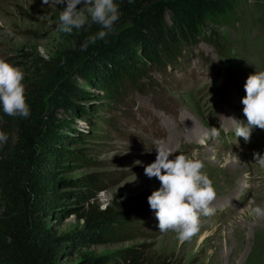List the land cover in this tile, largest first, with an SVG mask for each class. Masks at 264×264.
Instances as JSON below:
<instances>
[{"label":"rangeland","instance_id":"rangeland-1","mask_svg":"<svg viewBox=\"0 0 264 264\" xmlns=\"http://www.w3.org/2000/svg\"><path fill=\"white\" fill-rule=\"evenodd\" d=\"M64 7L0 0V59L24 73L37 158L44 159L55 135L67 136L66 159L53 174L42 161L27 166L33 198L26 209L57 236L87 232L91 205L114 216L98 230L101 240L67 244L59 264H127L119 260L125 254L137 260L132 264H264V217L252 215L264 205V164L254 159V153L264 155V130L254 128L246 143L231 120L247 123L244 84L264 71V0H235L224 19L204 25L196 44L161 65L148 64L107 97L94 84L84 52L92 39L84 45L76 29H60ZM211 127L219 129L215 138L208 136ZM158 145L173 151L170 159L184 153L201 160L216 191L214 214L201 215L200 230L189 240L160 232L148 204L160 182L144 168ZM88 175L99 184L82 183ZM87 189V200L71 193Z\"/></svg>","mask_w":264,"mask_h":264},{"label":"trees","instance_id":"trees-1","mask_svg":"<svg viewBox=\"0 0 264 264\" xmlns=\"http://www.w3.org/2000/svg\"><path fill=\"white\" fill-rule=\"evenodd\" d=\"M115 3L121 13L115 24L118 32L108 36L106 41L96 40L84 51L98 81L94 84L102 88L101 97L109 96L113 89L139 73L140 69L147 68L148 64L161 65L180 53L184 46L196 44L204 25L224 19L233 11L235 0H115ZM77 31L85 45L91 35L99 31V26L91 23L89 17V25ZM79 107L81 112H89L88 108ZM35 127L26 118L8 116L0 109V131L8 137L7 142L0 145V195L3 202L0 205L3 208L0 215V264H59L61 256L67 252V244L80 248L92 238L101 240L98 230L113 223L114 216L108 208L91 205L85 215L87 232L79 230L57 236L51 227H45L39 216L26 209L33 198L27 187V166L32 161H42L45 173L53 174L66 159V135H55L46 144L44 159L37 158ZM81 182L89 186L99 184L93 175ZM71 193L82 200L91 196L88 189ZM63 195L70 198V193ZM119 260L127 264L138 263L129 254L120 255Z\"/></svg>","mask_w":264,"mask_h":264},{"label":"clouds","instance_id":"clouds-1","mask_svg":"<svg viewBox=\"0 0 264 264\" xmlns=\"http://www.w3.org/2000/svg\"><path fill=\"white\" fill-rule=\"evenodd\" d=\"M64 5L60 11L59 26L71 34L74 29H83L91 23L99 26V31L91 37L92 41L107 40L115 32V24L120 18L119 5L115 0H42L43 5ZM83 7L77 9V5ZM87 13V15H86ZM23 71L4 59H0V106L8 116L28 118L30 107L25 97ZM246 95L242 98L243 121L231 118L236 137L250 142L252 130H264V71L250 74L244 84ZM219 129L211 127L208 136L215 138ZM7 134L0 131V145L7 142ZM154 162L144 168L149 178L155 177L160 187L148 196V204L155 212L160 232H174L181 241L189 240L201 227V215L214 214L211 207L216 198L212 181L202 171L204 163L184 153L170 159L173 151L165 146H156ZM238 159V158H237ZM254 159L264 164V155L254 153ZM252 215L264 217V205L252 208Z\"/></svg>","mask_w":264,"mask_h":264},{"label":"bare ground","instance_id":"bare-ground-1","mask_svg":"<svg viewBox=\"0 0 264 264\" xmlns=\"http://www.w3.org/2000/svg\"><path fill=\"white\" fill-rule=\"evenodd\" d=\"M186 123V122H185ZM190 123V122H189ZM209 177V176H208Z\"/></svg>","mask_w":264,"mask_h":264}]
</instances>
